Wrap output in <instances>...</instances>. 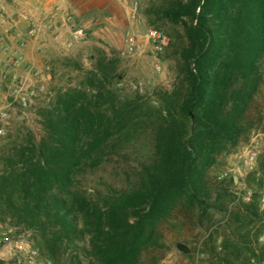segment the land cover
Returning a JSON list of instances; mask_svg holds the SVG:
<instances>
[{
    "label": "trees",
    "instance_id": "16d2710c",
    "mask_svg": "<svg viewBox=\"0 0 264 264\" xmlns=\"http://www.w3.org/2000/svg\"><path fill=\"white\" fill-rule=\"evenodd\" d=\"M145 14L180 29L169 38L177 84L156 91L158 106L142 94L121 97L117 64L100 54L80 87L36 107L38 136L22 127L0 138V219L39 233L36 246L59 264H84L78 242H87L85 264H138L161 219L182 203L195 225L220 216L213 264H261L264 157L259 177L246 180L248 200L207 170L262 122L253 104L263 82L264 0H163ZM141 134L154 151L129 186L87 184Z\"/></svg>",
    "mask_w": 264,
    "mask_h": 264
},
{
    "label": "rangeland",
    "instance_id": "374dc122",
    "mask_svg": "<svg viewBox=\"0 0 264 264\" xmlns=\"http://www.w3.org/2000/svg\"><path fill=\"white\" fill-rule=\"evenodd\" d=\"M162 1L109 0L105 5L107 10L101 9L102 0H44L46 6L41 14L36 7L29 15H24L18 5L13 12L0 5L4 16L0 23V75L9 77L0 87V109L11 112L9 123L0 119V125L7 124L3 137L22 127L38 136L41 125L36 107L50 101L60 89L80 87L85 71L92 68L102 53L117 64L120 76L114 86L121 97L142 94L158 106L156 91L172 90L177 84V55L171 52L169 38L174 40L180 31L162 20L153 24L150 21L155 17L145 14L148 7ZM77 9L84 12L78 13ZM31 29H35L34 32H30ZM150 31L160 35L158 41H153ZM254 111L262 116V122L255 125L247 139L231 153L218 156L207 170L213 182L232 180L230 191L236 199H249L251 192L246 180L253 172L259 177V162L264 157V69ZM153 151L149 134H141L130 143L126 154L114 157L91 173L87 184L102 190L108 186H129L130 180L136 177L134 169L147 161ZM261 201H264V192ZM191 217L183 204L177 203L161 219L157 235L141 252L138 264H213L210 249L215 246L216 251H222V238L216 232L220 229L221 222L217 221L220 216L205 219L203 227L195 225ZM4 219L11 220L6 216ZM16 228L33 244L40 241L39 233L23 231L20 226ZM211 231L214 234L209 238ZM258 241L264 247V225ZM78 246L77 253L85 264L88 260L82 246L87 247V242H78Z\"/></svg>",
    "mask_w": 264,
    "mask_h": 264
},
{
    "label": "built area",
    "instance_id": "2783aa9c",
    "mask_svg": "<svg viewBox=\"0 0 264 264\" xmlns=\"http://www.w3.org/2000/svg\"><path fill=\"white\" fill-rule=\"evenodd\" d=\"M4 16L0 12V23ZM31 29L30 32H34ZM153 41H158L160 35L150 31ZM131 48V46H130ZM7 74L0 75V87L6 83ZM23 85V81H20ZM21 88V87H20ZM9 105V103H8ZM11 112L0 109V119L9 123ZM6 125H0V137L6 134ZM0 264H59L50 256L42 253L30 239L17 232L16 226L9 219H0Z\"/></svg>",
    "mask_w": 264,
    "mask_h": 264
},
{
    "label": "crops",
    "instance_id": "0c3cea01",
    "mask_svg": "<svg viewBox=\"0 0 264 264\" xmlns=\"http://www.w3.org/2000/svg\"><path fill=\"white\" fill-rule=\"evenodd\" d=\"M3 1H2V3H0V5L4 6L6 11L13 12L15 10V7H17L16 5H18L22 9V12L24 13V15H29L30 13L35 11L36 7H38V9H39L38 13L41 14V12L43 11L42 8H44L46 6V2H44V0H38V2H36V0H22V3H20L18 0H8V1L5 0L4 2ZM107 3H109V0H102V5H101L102 8L101 9H107L105 7V5ZM92 9H93V7L90 10H92ZM77 12L83 13L84 9L83 10L77 9ZM28 57H29V55H28Z\"/></svg>",
    "mask_w": 264,
    "mask_h": 264
}]
</instances>
